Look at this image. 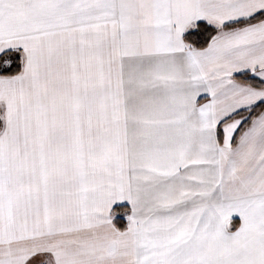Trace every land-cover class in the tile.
I'll use <instances>...</instances> for the list:
<instances>
[{
    "label": "snow or ice",
    "instance_id": "snow-or-ice-1",
    "mask_svg": "<svg viewBox=\"0 0 264 264\" xmlns=\"http://www.w3.org/2000/svg\"><path fill=\"white\" fill-rule=\"evenodd\" d=\"M0 264H264V0H0Z\"/></svg>",
    "mask_w": 264,
    "mask_h": 264
},
{
    "label": "crops",
    "instance_id": "crops-1",
    "mask_svg": "<svg viewBox=\"0 0 264 264\" xmlns=\"http://www.w3.org/2000/svg\"><path fill=\"white\" fill-rule=\"evenodd\" d=\"M234 219L238 222L240 220L239 214H233Z\"/></svg>",
    "mask_w": 264,
    "mask_h": 264
},
{
    "label": "trees",
    "instance_id": "trees-1",
    "mask_svg": "<svg viewBox=\"0 0 264 264\" xmlns=\"http://www.w3.org/2000/svg\"><path fill=\"white\" fill-rule=\"evenodd\" d=\"M115 210H116L117 212L121 211V209H120L119 207H117ZM120 226H123V224H121Z\"/></svg>",
    "mask_w": 264,
    "mask_h": 264
}]
</instances>
